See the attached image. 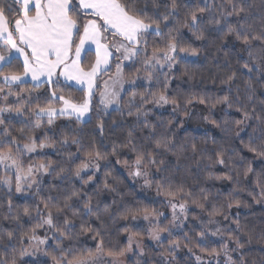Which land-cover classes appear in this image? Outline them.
Here are the masks:
<instances>
[{
	"label": "snow or ice",
	"instance_id": "obj_1",
	"mask_svg": "<svg viewBox=\"0 0 264 264\" xmlns=\"http://www.w3.org/2000/svg\"><path fill=\"white\" fill-rule=\"evenodd\" d=\"M194 41L214 45L217 64L222 59L229 70L220 81L222 95L169 93L174 69L200 55ZM72 82L82 99L65 94ZM153 84L162 90L152 91ZM256 84L264 88V0H0V187L8 196L0 213V264H125L133 245L135 264H246L241 235L248 234L249 243L252 236L229 210L240 207L234 193L242 181L257 203L264 202V99L257 104ZM194 102L207 109L202 119L223 133L219 143L213 138L214 148L191 135L177 139L172 120L148 121L154 109L167 105L190 116ZM113 105L121 116L125 109L135 115L136 123L108 151L106 122L98 116L90 130L89 125L96 108L108 115ZM218 105L224 106L223 117L211 119ZM232 109L240 118L230 116ZM112 123L115 134L122 125ZM236 141L251 160L235 147L231 153L225 149ZM122 149L131 154L123 160ZM169 155L197 165L195 186L177 182ZM110 157L144 188H155L170 219L149 205H125L116 216L110 206L93 203L88 186L97 193L117 191L111 172L103 173V189L97 183L101 162ZM201 165L205 181L231 182L227 195L215 184L201 185ZM214 169L226 171L217 175ZM46 177L53 182L46 185ZM14 196L23 202L14 204ZM106 217L113 225L129 223L113 229ZM145 232L159 251L146 250ZM113 233L115 238L106 239ZM86 234L91 245L81 240Z\"/></svg>",
	"mask_w": 264,
	"mask_h": 264
},
{
	"label": "trees",
	"instance_id": "obj_2",
	"mask_svg": "<svg viewBox=\"0 0 264 264\" xmlns=\"http://www.w3.org/2000/svg\"><path fill=\"white\" fill-rule=\"evenodd\" d=\"M258 2V0H257ZM186 31V30H185ZM194 39V38H193ZM202 42L194 41L193 46L201 48L200 55L198 57L190 58L193 62L185 65H180L176 69H174L172 73V79L169 86V93L175 95L176 93H180L182 95L188 94H209V95H222L223 92L221 91L224 88V85L220 83V81L226 76L228 73V69L224 66V62L220 59L219 64H217L216 59V52L215 46L208 44L206 47H201ZM89 60L94 59V53L92 56L88 58ZM238 67L235 64V60H233V68ZM134 72V69L126 68L125 73L129 74ZM191 77V79H189ZM161 79H163L161 77ZM243 77L240 79L241 89H243ZM63 81V80H61ZM255 83V82H254ZM63 87V84L61 85ZM257 87V104L259 103V99H264V88H261L259 84L255 85ZM77 87L73 86L72 89L65 88V94L71 91V94L76 99H82L84 93L76 91ZM139 91H143V88H139ZM151 90L154 92H159L162 90L160 85H155L151 87ZM126 98V97H125ZM98 103V98L93 101V104L96 105ZM223 105H218L216 109L213 111L211 119L220 120L223 117ZM102 106L96 108L92 113V124L89 125V130L95 126L97 117L102 118L106 122V129H105V139L103 143L107 145V150H111V143L112 141L121 140L126 135L129 127L136 123V116H128L127 109L124 110V115L121 116L118 112L114 110V108L108 109V115L103 114ZM188 111L191 113L190 116H185L183 113H173L171 105H167L166 108L158 110L156 112H152L149 114L148 121L152 124H160L161 120L167 122L168 120H172L173 123L169 126L170 130L175 133V136L179 140H183L186 136L191 135L195 138V140L202 146H206L208 148H214L215 144L213 142V138L215 141L219 143L223 136V133L220 132L219 129L215 128L211 123L206 122L202 119V116L208 115L207 109L199 105L197 103H193V105L189 106ZM230 116L235 118H240L239 114L235 112L234 109L229 110ZM159 117L160 119H157ZM143 117L140 118L141 122L143 121ZM112 121H116L117 124L122 125L120 128H116L115 134H113V129L116 127L113 125ZM65 120L58 121L57 123H64ZM180 122H183V127L180 126ZM160 131H164L165 129L161 127ZM207 132V136L205 133ZM146 134L145 131L137 130L138 136H143ZM99 137L97 140L99 141ZM225 149L231 153L232 147H235L239 153V155H244L247 157L248 160L252 159V154L247 153L246 150H243V146L236 141L234 144L226 143L224 144ZM74 150V149H73ZM52 153V150L46 149ZM122 152L125 155L121 156V159L127 158L128 154L127 149H122ZM189 153V157H190ZM54 160H59L60 157L52 153L51 156ZM232 158L235 160H239L238 155L232 154ZM169 162L175 164V167L172 168V172L174 173V177L179 181H186L188 184L193 185L192 173L196 171L197 165L189 158L184 159L181 158L178 162L176 157L169 155L168 156ZM109 164V167H104L105 164ZM247 163V161H245ZM101 172L97 175L99 176V180L97 183L100 184L101 189H103V173L104 172H111L112 176L116 177L119 183L115 184L114 186L117 188L116 192H110L108 190H101L98 193L94 191L95 186L90 185L88 186V192L93 197V203L95 204L98 200L100 202L101 209L107 205L110 206L113 213L116 216L119 215V211L123 210L125 205L127 206H134V205H149L150 207H155L163 212V206L159 200H155L152 197H146L141 195L136 186L131 183L127 174L124 171V167L122 165L115 164V158L110 157L109 161H102L101 162ZM253 167L259 171V160L253 161ZM201 172H200V183L202 186L210 187L212 184H215L217 187L221 188L225 195H227L228 190L233 187L230 181L227 180H211L205 181V177L207 176V171L203 170V165H201ZM217 175H223V172L226 170L214 169L213 170ZM46 185L47 183L53 182L51 178H45ZM58 183V181H56ZM111 183V181H110ZM75 186L77 188L81 187L79 181H75ZM195 186V185H193ZM250 187L246 181H242L240 186L237 188V191L234 193L235 198L240 200L241 204L240 207H233L229 210L231 216H236L239 214V219L242 224L246 225V233L250 230V234L252 236L251 242L249 243V235L242 234L241 235V242L244 243L245 247L241 251L244 253L246 264H264V202L257 203L253 196L249 195ZM256 193H259V189H256ZM150 195L156 196L155 188L150 189ZM159 198V197H158ZM7 190L0 187V213L6 210L7 206ZM224 197H221L223 200ZM259 199V196H257ZM28 202L32 201L31 197L27 198ZM115 201V203H113ZM23 202V198L17 199L15 196L13 197L14 204H20ZM119 210V211H118ZM194 211H198L193 209ZM107 224L115 228H121L125 223H129L126 221L117 220L116 223L113 225L112 220L105 218ZM189 221L191 223H196L195 221L191 220V216L189 217ZM94 226L99 227V223L96 222L94 219L91 221ZM143 220H138L134 223H137L142 226ZM6 226H7V222ZM227 223V222H225ZM25 228L30 227V224L27 220L24 221ZM145 236V235H144ZM143 236V237H144ZM107 238H115V234L113 233L112 237ZM120 239L124 242V236H121ZM81 240L87 241L89 245L93 243L89 236L86 234L85 236L81 237ZM146 246V250H151L152 252L159 251L156 246L151 244H144ZM183 255V253H181ZM238 253H233V257L235 258ZM136 259L130 262V264H135Z\"/></svg>",
	"mask_w": 264,
	"mask_h": 264
},
{
	"label": "rangeland",
	"instance_id": "obj_3",
	"mask_svg": "<svg viewBox=\"0 0 264 264\" xmlns=\"http://www.w3.org/2000/svg\"><path fill=\"white\" fill-rule=\"evenodd\" d=\"M113 71H114V68H113ZM128 75H135V72L132 71V72L129 73ZM104 79H107V76H105ZM74 83H75V82H73V84H74ZM74 86H77V87H78L79 85H74ZM126 87H127V86H126ZM137 90H138V89H137ZM138 91H139V90H138ZM96 98L99 99L98 96H97ZM148 107H151V105H149ZM166 107H167V106H165V107H163V108H166ZM111 108H115V106L113 105ZM111 108H109V109H111ZM163 108L154 109L153 112H156V111L161 110V109H163ZM124 171H125V173L127 174V177L129 178V180L131 181V183H132L133 185L136 186L138 192H139L141 195H144V196H146V197H150V198L152 197V198L155 199L156 201H157V200H159V201L162 200V197H159V198H158L157 196H151V195H150V189H149V188H144V187L142 186V185H143V181H142V180H139V179L134 180L132 177L128 176V171H127V169L124 168ZM163 212L166 213V215L168 216L169 219L171 218V214H170V209H169V208H167L166 206H163ZM165 222H166V221H165ZM142 227H143L144 229H147V227H148L147 222L143 221V222H142ZM144 235H145V236L142 237L143 244H151V245L154 246V245H155V242L151 241V240L148 238L146 232H145ZM135 252H136L135 245H133V253H128V254H127V257H126V259H125V264H130V262L133 261V259H137V256L134 254Z\"/></svg>",
	"mask_w": 264,
	"mask_h": 264
},
{
	"label": "crops",
	"instance_id": "obj_4",
	"mask_svg": "<svg viewBox=\"0 0 264 264\" xmlns=\"http://www.w3.org/2000/svg\"><path fill=\"white\" fill-rule=\"evenodd\" d=\"M60 79L63 80V77H61ZM72 83H73V82H72ZM74 85H75V83L73 84V86H74ZM75 87H77V86H75ZM78 87H80V86H78Z\"/></svg>",
	"mask_w": 264,
	"mask_h": 264
}]
</instances>
